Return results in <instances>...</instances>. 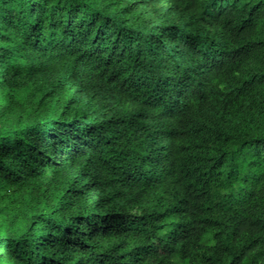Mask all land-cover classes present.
<instances>
[{
    "label": "trees",
    "instance_id": "16d2710c",
    "mask_svg": "<svg viewBox=\"0 0 264 264\" xmlns=\"http://www.w3.org/2000/svg\"><path fill=\"white\" fill-rule=\"evenodd\" d=\"M0 264H264V0H0Z\"/></svg>",
    "mask_w": 264,
    "mask_h": 264
}]
</instances>
